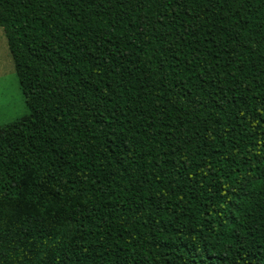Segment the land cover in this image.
Here are the masks:
<instances>
[{"label": "trees", "instance_id": "1", "mask_svg": "<svg viewBox=\"0 0 264 264\" xmlns=\"http://www.w3.org/2000/svg\"><path fill=\"white\" fill-rule=\"evenodd\" d=\"M0 28V264H264V0H0Z\"/></svg>", "mask_w": 264, "mask_h": 264}, {"label": "rangeland", "instance_id": "2", "mask_svg": "<svg viewBox=\"0 0 264 264\" xmlns=\"http://www.w3.org/2000/svg\"><path fill=\"white\" fill-rule=\"evenodd\" d=\"M25 112L24 98L17 84L3 30L0 28V124L14 120Z\"/></svg>", "mask_w": 264, "mask_h": 264}]
</instances>
